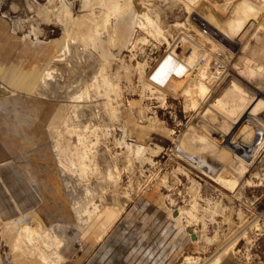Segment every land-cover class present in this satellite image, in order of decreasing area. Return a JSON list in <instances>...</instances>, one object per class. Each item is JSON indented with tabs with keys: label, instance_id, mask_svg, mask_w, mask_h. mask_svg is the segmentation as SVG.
I'll list each match as a JSON object with an SVG mask.
<instances>
[{
	"label": "rangeland",
	"instance_id": "rangeland-1",
	"mask_svg": "<svg viewBox=\"0 0 264 264\" xmlns=\"http://www.w3.org/2000/svg\"><path fill=\"white\" fill-rule=\"evenodd\" d=\"M233 79L264 129V0H0V264L105 235L163 242L165 264H264V145L226 158L199 117Z\"/></svg>",
	"mask_w": 264,
	"mask_h": 264
},
{
	"label": "bare ground",
	"instance_id": "bare-ground-1",
	"mask_svg": "<svg viewBox=\"0 0 264 264\" xmlns=\"http://www.w3.org/2000/svg\"><path fill=\"white\" fill-rule=\"evenodd\" d=\"M152 8H155L154 4H151V3H141V6L138 8V10L136 12H137V14H140L141 16H145V15H148L147 13ZM156 8H158V7L156 6ZM135 13H134V15H135ZM136 16H138V15H136ZM157 18H158V16H157ZM149 22H147V24H150ZM152 24L153 23H151V25ZM160 31H162V30H160ZM156 32H158V29H157ZM159 37H160V35L158 36V38ZM213 39H215V38H213ZM182 62H183L184 65H187V67L189 69L191 68L183 60H182ZM177 73L178 72L176 71V73H175V71L173 70V68L171 67V65H169L168 68H167V70L165 71V73L163 75V79L164 80H167V78H169V76L175 75ZM255 73H256L255 70L254 69H251L250 76H253ZM228 88L229 89L225 92L223 98H220L218 100H215V97L213 95H211V96L209 95L210 97H209V100H207L208 102L206 103L204 109L201 111V114H199L200 115L199 116L200 119H207L208 121H211L210 123L214 122V125L217 124L220 120L221 121H224V126H223L224 128L221 127V129L223 128V130L217 129L216 128L217 125L214 126L213 124H212L213 126H212V128H210V130L209 129L207 130L206 128H208V127H205V129L207 130V133H208V137H205V141L204 142L207 143L206 145H208L210 147H212V146L216 147V151L217 150H220L219 151L220 154H223L224 156H226V158L228 157V158H231L232 159L234 157V158L238 159V162H241V161L242 162H244V161L246 162L247 160L251 161V160H253L255 158V156L257 155V153L259 152V150L264 145V129L262 127H260L259 125H257L258 116H256L257 113L261 110V108H263L262 105L260 106L261 100L254 99V97L256 95L254 97L249 98L250 95H246L245 93L241 94L240 93V89L241 88H244L247 93H250L251 94V92H250V90H248L247 87L245 88V86H243L242 83L238 82L237 80H234L233 79L232 82H231V87H228ZM199 89H200L199 91H201L203 93H205L207 91V88H206L205 84H201L199 86ZM230 118L232 120H230V122L227 121ZM202 121H204V120H202ZM199 124L201 125V122ZM208 125L211 126V124H209V123H208ZM205 126H206V124H205ZM204 131L205 130H203V132ZM215 137L217 138V140L214 139ZM223 144H226V145L230 146L229 149L233 153L230 152L229 149L227 147H225ZM182 148H183V146H182ZM209 149H208V151H209ZM140 151L141 152H144L145 150H144V148H142V150H140ZM183 151L184 150L181 149V150H179V153L181 155H183V157H185L186 154ZM208 154H210V153H208ZM218 155L219 154L217 153V156ZM191 163L193 165H195V163L193 162V160H192ZM197 164H200V162L197 163ZM239 164H241V163H239ZM250 164H251V162H250ZM202 165H203V163H202ZM206 167L207 166L205 165L204 168H206ZM214 173H215V171H214ZM221 179H222V177H221ZM221 179L219 177V180H221ZM221 182L222 183H226L225 180L224 181H221ZM190 211L191 210H186V211L185 210H179L176 216L179 219L181 217V215L184 214L185 212H186L185 214H188V213L190 214ZM193 214L194 213H192L191 216ZM193 217H194V215H193ZM193 217H192V219H195L196 221H197L196 218H199V217H196V216L194 218ZM199 219H201V217ZM202 220L204 222V219L203 218H202ZM199 222L201 223V221H199ZM197 223H198V221H197ZM192 224H193V222H192ZM203 224H204V231H206V230L208 231V228H207L208 226H206L207 223L204 222ZM190 225H191V222H189V224H187L185 226V231L189 234V236H192V239L194 241H197L199 238L201 239V236H199V235L197 236L196 235L197 234L196 230L195 229H191V226ZM29 227L30 226L28 225V223L25 224V227L24 228L26 229L27 232H30L29 231ZM23 231H25V230H23ZM188 259L190 260L191 258H188Z\"/></svg>",
	"mask_w": 264,
	"mask_h": 264
},
{
	"label": "crops",
	"instance_id": "crops-1",
	"mask_svg": "<svg viewBox=\"0 0 264 264\" xmlns=\"http://www.w3.org/2000/svg\"><path fill=\"white\" fill-rule=\"evenodd\" d=\"M146 239L144 235H105L100 241L94 239L99 245L93 248L92 254L75 256L62 264H165L168 256L165 244L158 242L150 247Z\"/></svg>",
	"mask_w": 264,
	"mask_h": 264
}]
</instances>
